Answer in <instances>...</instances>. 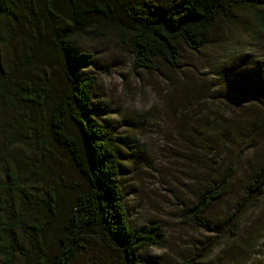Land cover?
Returning <instances> with one entry per match:
<instances>
[{
    "label": "rangeland",
    "instance_id": "374dc122",
    "mask_svg": "<svg viewBox=\"0 0 264 264\" xmlns=\"http://www.w3.org/2000/svg\"><path fill=\"white\" fill-rule=\"evenodd\" d=\"M52 1L58 15L66 17L62 0ZM172 1L149 4L165 8ZM254 13L264 18V0L233 8L227 20L217 21L200 49L179 46L177 69L161 58L156 59V71L133 69L128 47L95 13L87 15L85 32L75 39L77 50L94 58L83 73L96 77L91 100L96 119L119 141V180L130 221L137 231L160 228L157 244L143 251L153 264H179L188 257L207 264H264V187L254 197L246 192L250 174L264 155L255 69V60L264 57V29ZM0 45L1 61L8 60L6 54H19L18 42L8 48ZM46 67L47 79L62 85L58 72ZM16 114L17 108L7 103L0 107L1 180L4 168L19 172L29 166V172L33 164L37 171L43 169L45 157L24 138L23 129L14 130ZM49 165L54 174L49 186L57 188L61 180L69 187L59 188L58 217L42 232L45 251L52 249L57 223L79 192V187H70L79 178L64 157ZM229 169L233 173L223 197L205 214L214 230L197 227L182 209L201 187ZM43 186L45 181H35L25 191L42 195ZM19 191L4 193L11 196L7 202L14 205L19 221L26 222L34 209ZM20 244L23 249L32 246L30 240ZM114 259L111 251L93 246L77 264H114Z\"/></svg>",
    "mask_w": 264,
    "mask_h": 264
},
{
    "label": "trees",
    "instance_id": "16d2710c",
    "mask_svg": "<svg viewBox=\"0 0 264 264\" xmlns=\"http://www.w3.org/2000/svg\"><path fill=\"white\" fill-rule=\"evenodd\" d=\"M149 1L154 0H62L67 14L63 18L52 0H0V44H20L17 57L6 54L8 60H0V107L7 103L17 108L14 130L23 129L24 138L45 157L40 171L33 164L29 172V166L1 171L0 264H77L93 246L111 251L114 264L154 263L143 251L157 244L160 228L137 231L130 221L119 180V141L96 119L91 106L96 77L83 73L94 58L78 51L75 39L85 32L87 15L95 13L128 47L133 69L156 71L157 58L177 69L179 46L200 49L217 21L227 20L236 6H248V0H173L165 8ZM254 17L264 29V18ZM45 66L58 72L62 85L47 79ZM255 69L264 119V57L255 60ZM62 157L79 178L70 184L79 192L57 223L52 249L45 251L42 232L58 217L59 188L69 187L61 180L57 188L49 186L54 179L49 163ZM232 173L229 169L201 187L182 214L197 227L214 230L205 214L223 197ZM35 181H45L42 195L25 191ZM263 187L264 155L250 174L246 192L254 197ZM19 189L34 209L26 222L19 221L14 205H9L11 196L4 193ZM27 240L32 246L23 249L20 243ZM179 264L207 263L188 257Z\"/></svg>",
    "mask_w": 264,
    "mask_h": 264
}]
</instances>
